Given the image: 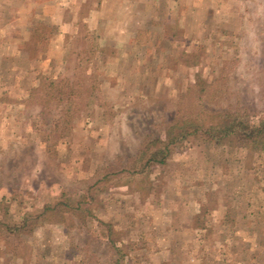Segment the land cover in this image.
<instances>
[{
	"label": "rangeland",
	"instance_id": "1",
	"mask_svg": "<svg viewBox=\"0 0 264 264\" xmlns=\"http://www.w3.org/2000/svg\"><path fill=\"white\" fill-rule=\"evenodd\" d=\"M238 123L264 124V0H0V264H264Z\"/></svg>",
	"mask_w": 264,
	"mask_h": 264
},
{
	"label": "trees",
	"instance_id": "2",
	"mask_svg": "<svg viewBox=\"0 0 264 264\" xmlns=\"http://www.w3.org/2000/svg\"><path fill=\"white\" fill-rule=\"evenodd\" d=\"M239 124V123H238ZM240 126V131H243V133H241L239 136L241 138H244V139H252L255 137V133H262V131L264 130V124L261 128H256V129H253L249 126H243L241 124H239ZM217 126H214V127H210L209 128V131H214L216 129ZM234 124L231 125V126H228V124L224 127L221 128L220 132L221 134H224V137L222 138H225V136H230V135H233L234 133ZM237 134V133H235ZM215 135H213L214 137ZM215 138H219V137H215ZM161 144V145H160ZM162 146V147H160ZM151 148V149H150ZM150 156H149V163L153 162H160V163H163L164 162V157L165 155H167V153H169V148L168 146L166 145L165 147V144L162 142V141H159V140H156L152 143H150ZM160 156H162L160 158Z\"/></svg>",
	"mask_w": 264,
	"mask_h": 264
}]
</instances>
